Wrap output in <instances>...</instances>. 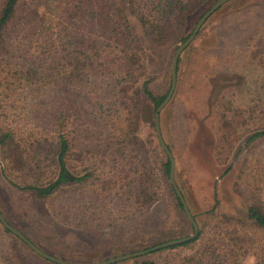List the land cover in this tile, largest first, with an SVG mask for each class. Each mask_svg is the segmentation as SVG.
I'll list each match as a JSON object with an SVG mask.
<instances>
[{
	"label": "trees",
	"instance_id": "16d2710c",
	"mask_svg": "<svg viewBox=\"0 0 264 264\" xmlns=\"http://www.w3.org/2000/svg\"><path fill=\"white\" fill-rule=\"evenodd\" d=\"M213 1L0 0L1 177L18 190L48 199V204L66 190L94 186L90 207L82 209L85 224L97 230L120 226L128 234L129 252L189 235L192 227L168 181V159L157 143L160 157L148 159L152 148L144 146L151 139L142 140V124L154 136V109L169 87L167 55ZM181 60L180 53L176 83ZM162 62L163 84L155 91L153 71ZM255 108L263 117L264 101ZM247 109L251 116L254 106ZM161 112L160 134L172 152L161 133ZM232 114L222 113L221 123L236 134ZM247 130L239 133L235 151H251L264 140V124ZM261 170L252 173L255 182L245 193L234 188L238 215L217 211L214 196L205 213L219 215L213 225L199 221L188 206L198 226L193 238L110 264H243L247 258L249 264H264ZM125 201L141 216L130 213ZM0 226L13 238V249L24 247L34 261L57 264ZM122 226L130 229L124 233ZM148 253L158 258H145ZM21 256L14 259L25 264Z\"/></svg>",
	"mask_w": 264,
	"mask_h": 264
},
{
	"label": "rangeland",
	"instance_id": "374dc122",
	"mask_svg": "<svg viewBox=\"0 0 264 264\" xmlns=\"http://www.w3.org/2000/svg\"><path fill=\"white\" fill-rule=\"evenodd\" d=\"M201 27L191 45L181 52L178 83L175 82L169 101L161 109V133L171 146L175 183L187 206L208 227L220 218L205 216L214 196L219 201L217 211L238 215L241 211L234 188L245 193L250 183L255 182L252 173L264 170V140L252 146L251 151H235L243 128L250 133L264 124V116L260 118L259 108H255L264 101V0H229L212 12ZM164 70L162 62L153 71L151 87L155 91L163 84ZM252 105L254 112L250 116L247 108ZM222 113H233V123L238 124L236 134L221 123ZM142 125V140L151 139L144 146L152 148L147 153L148 159L155 160L160 157L157 141L150 135L151 127L146 122ZM88 187H79L74 192L66 190L53 196L48 204V199L35 195L34 191L18 190L0 175V213L37 247L72 264H88L129 252L128 234L123 235L120 226L97 230L85 224L82 209L90 207L94 186ZM124 204L130 213L141 216L127 201ZM169 216L176 221L171 213ZM168 225L170 222H166L165 228ZM161 227L159 224L158 228ZM122 228L124 233L130 229ZM13 244L11 235L0 226V264H21L14 259V255L20 254L26 258L25 264H46L34 261L24 247L13 249ZM144 257L158 258L156 253ZM250 262L247 258L243 264Z\"/></svg>",
	"mask_w": 264,
	"mask_h": 264
},
{
	"label": "water",
	"instance_id": "95a60500",
	"mask_svg": "<svg viewBox=\"0 0 264 264\" xmlns=\"http://www.w3.org/2000/svg\"><path fill=\"white\" fill-rule=\"evenodd\" d=\"M228 0H215L211 3V5L197 18V20L195 21V23L193 24L190 33L187 35V37L181 41L180 43L177 44V46L175 47L171 58H170V62H169V87L167 89V92L165 94V96L163 97V99L156 105L155 109H154V113H153V133L155 136V139L157 141V144L159 146V148L165 153L168 162H169V169H168V181L170 183V185L173 188V191L175 193V195L177 196L180 204H181V208L182 211L185 215L186 220L190 223L191 227H192V232L189 235L180 237V238H175V239H170V240H166L163 241L161 243H157L155 245H153L152 247H149L148 249H140V250H135L132 252H127V253H122L119 255H114L112 257L106 258V259H102L99 261H95L92 263H88V264H110V263H114L117 261H121L124 259H128L131 257H136L139 255H143L148 251H152L158 248H163V247H167L170 245H174V244H179L183 241L189 240L191 238H193L198 230V226L194 220V218L192 217L188 206L186 204V201L184 199V197L182 196L179 188L177 187L174 179H173V172H174V159L172 156L171 151L168 149V147L166 146L165 142L163 141L161 134H160V130H159V112L161 111V109L167 104V102L169 101L173 90H174V86H175V80H176V74H175V69H176V60L178 58V56L180 55L181 51L189 44V42L194 38L196 32L198 31L199 27L202 25V23L205 21V19L215 10L217 9L220 5H222L223 3H225ZM0 223L1 225L6 228L8 231H10L11 233H13L14 235H16L30 250L33 251V253H35L36 255L47 259L49 261L55 262L57 264H70L68 262H66L63 259H60L58 257H55L45 251H43L42 249H40L39 247H37L33 242H31L22 232H20L18 229H16L15 227H13L12 225H10L5 218L2 216V214L0 213Z\"/></svg>",
	"mask_w": 264,
	"mask_h": 264
}]
</instances>
